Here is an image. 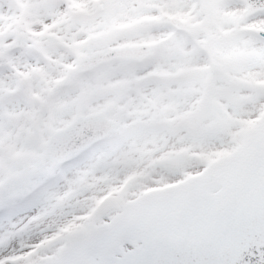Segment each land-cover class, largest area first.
I'll return each instance as SVG.
<instances>
[{
	"label": "snow or ice",
	"instance_id": "1",
	"mask_svg": "<svg viewBox=\"0 0 264 264\" xmlns=\"http://www.w3.org/2000/svg\"><path fill=\"white\" fill-rule=\"evenodd\" d=\"M0 264H264V0H0Z\"/></svg>",
	"mask_w": 264,
	"mask_h": 264
}]
</instances>
